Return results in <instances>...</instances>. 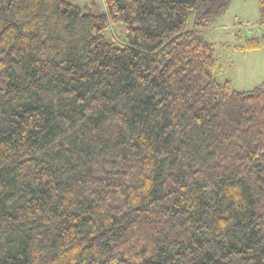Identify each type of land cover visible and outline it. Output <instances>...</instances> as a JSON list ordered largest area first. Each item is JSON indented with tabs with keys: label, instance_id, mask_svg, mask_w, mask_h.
Segmentation results:
<instances>
[{
	"label": "trees",
	"instance_id": "obj_1",
	"mask_svg": "<svg viewBox=\"0 0 264 264\" xmlns=\"http://www.w3.org/2000/svg\"><path fill=\"white\" fill-rule=\"evenodd\" d=\"M79 2L0 0V264H264V83L208 36L231 0Z\"/></svg>",
	"mask_w": 264,
	"mask_h": 264
},
{
	"label": "rangeland",
	"instance_id": "obj_2",
	"mask_svg": "<svg viewBox=\"0 0 264 264\" xmlns=\"http://www.w3.org/2000/svg\"><path fill=\"white\" fill-rule=\"evenodd\" d=\"M98 8L105 10L103 0H94ZM259 0H231L226 11L210 26L208 36L215 42L218 60L216 74L221 81L231 80L234 88L251 90L264 83V46L245 50L239 47L249 33L264 31L260 23ZM85 10H92L90 0H80ZM119 39L122 29L115 26Z\"/></svg>",
	"mask_w": 264,
	"mask_h": 264
}]
</instances>
